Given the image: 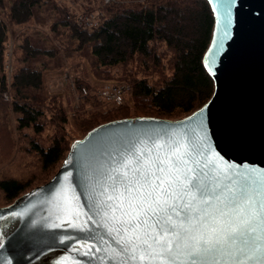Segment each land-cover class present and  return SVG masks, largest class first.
Instances as JSON below:
<instances>
[{"label": "water", "instance_id": "obj_1", "mask_svg": "<svg viewBox=\"0 0 264 264\" xmlns=\"http://www.w3.org/2000/svg\"><path fill=\"white\" fill-rule=\"evenodd\" d=\"M206 1L213 16L202 57L213 82L208 101L180 119H116L75 140L48 181L0 207V264H117L129 257L121 226L99 202L112 194L101 195L108 172L133 145L179 140L210 183L264 175V0Z\"/></svg>", "mask_w": 264, "mask_h": 264}, {"label": "trees", "instance_id": "obj_2", "mask_svg": "<svg viewBox=\"0 0 264 264\" xmlns=\"http://www.w3.org/2000/svg\"><path fill=\"white\" fill-rule=\"evenodd\" d=\"M93 2L103 15L87 29L58 0H0V114L8 109L16 114L18 135L31 131L25 134L26 148L44 172L54 174L79 139L68 136L70 120L84 135L102 123L127 117L180 119L205 104L213 92L202 65L213 28L206 0ZM20 24H29L31 30L17 46L12 45L9 80L5 69L9 27ZM76 57L87 61L94 78L126 83L132 107L122 104L105 113L93 110L68 117L59 97L46 93L43 72L65 67ZM75 85L79 93L82 88L91 91L83 78ZM84 102L99 104L93 93ZM47 124L53 131L45 141L41 135ZM5 133L0 125V140L10 138ZM31 185V181L0 177V191L8 201L40 183Z\"/></svg>", "mask_w": 264, "mask_h": 264}, {"label": "snow or ice", "instance_id": "obj_3", "mask_svg": "<svg viewBox=\"0 0 264 264\" xmlns=\"http://www.w3.org/2000/svg\"><path fill=\"white\" fill-rule=\"evenodd\" d=\"M121 157L101 193L112 194L99 202L131 253L117 264L178 256L181 264H264V175L210 183L179 140L133 145Z\"/></svg>", "mask_w": 264, "mask_h": 264}, {"label": "rangeland", "instance_id": "obj_4", "mask_svg": "<svg viewBox=\"0 0 264 264\" xmlns=\"http://www.w3.org/2000/svg\"><path fill=\"white\" fill-rule=\"evenodd\" d=\"M58 1L61 4L67 5L69 10L73 14H75L78 24L87 29H89V26L84 24L86 23L87 19H89L93 25H97L101 20V16L103 15L102 10L99 7L100 5L96 4V2H93V0ZM123 1L129 2L133 0ZM182 16L185 18L186 15L182 14ZM9 29L10 41L8 43V53L5 69L6 75L10 80V76L12 73V53L14 54V46L12 45L15 43L17 46L21 41V36L25 35V33L30 32L31 26H29V24L11 25ZM161 50L164 51V48L162 47ZM164 61H166V59ZM83 67L85 69L82 72L81 70ZM43 78L45 82L46 93L51 95L55 94L59 97L67 116L71 119L75 114H77V112L81 116H83L84 114H89V112L93 110L100 111V113H105V111H107L108 109L117 107L122 104H127L128 106L132 107V100L129 95V90L124 94L123 102L121 104L117 105L103 101L97 95V90L99 89L100 85L105 81L117 80L114 78H94L91 74L90 67L87 61L80 60L77 57L73 58V60H69L68 63L65 64V67L46 70L45 72H43ZM80 78H83L86 84H90L91 86V91H89L86 96H84L81 92L79 93V91L76 89L75 82ZM124 84L127 85L126 83ZM91 93L96 96V101L99 102V104L83 105L85 103V97L89 96ZM1 111L2 109L0 108V112ZM3 112L5 114H0V125L3 127V130L8 132L5 134L8 137L10 136V138L3 137L0 140V177H14L21 180L31 181V186L39 183L40 185L45 183L53 176L52 174L54 171L44 172L40 170L37 164L36 157L33 153L27 150V138L25 137V134L27 133L26 135H31V131L26 130L25 134L18 135L15 130L16 114L12 113L10 109L4 110ZM66 130L70 138H81L85 135H83V133L79 132L72 126L71 120L69 124L66 125ZM52 131V127L47 124L42 132L41 139L46 141L47 138L51 135ZM9 202L10 201L6 200L3 193L0 191V207L8 204Z\"/></svg>", "mask_w": 264, "mask_h": 264}, {"label": "built area", "instance_id": "obj_5", "mask_svg": "<svg viewBox=\"0 0 264 264\" xmlns=\"http://www.w3.org/2000/svg\"><path fill=\"white\" fill-rule=\"evenodd\" d=\"M87 19V18H86ZM85 25H88L89 28H93L96 25L87 19ZM129 90V87L124 83L117 81H105L103 82L99 89L97 90V95L107 103L121 104L123 102L124 94ZM81 93L86 96L88 91L86 88H82Z\"/></svg>", "mask_w": 264, "mask_h": 264}, {"label": "flooded vegetation", "instance_id": "obj_6", "mask_svg": "<svg viewBox=\"0 0 264 264\" xmlns=\"http://www.w3.org/2000/svg\"><path fill=\"white\" fill-rule=\"evenodd\" d=\"M28 191H29V190H28ZM25 192H27V191H25ZM25 192H23V193H25ZM23 193H22V194H23ZM22 194H20V195H22ZM20 195H19V196H20ZM16 198H17V197H16ZM14 199H15V198H14ZM14 199H13V200H14ZM13 200L10 201L8 204H6V205H4V206H7V205L11 204V203L13 202Z\"/></svg>", "mask_w": 264, "mask_h": 264}]
</instances>
